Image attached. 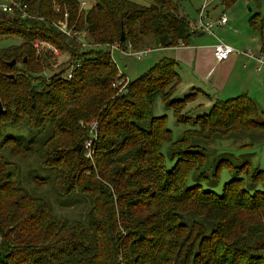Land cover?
<instances>
[{
  "label": "trees",
  "instance_id": "16d2710c",
  "mask_svg": "<svg viewBox=\"0 0 264 264\" xmlns=\"http://www.w3.org/2000/svg\"><path fill=\"white\" fill-rule=\"evenodd\" d=\"M23 1L31 16L0 10V36L19 38L0 47V264H264V188L244 187L248 178L264 185V168L226 156L213 159L212 168L205 146L226 132L264 130L255 99L241 92L215 98L199 113L184 110L196 90L170 97L179 75L167 55L129 79L125 92L111 85L118 71L106 43L141 48L149 36L164 47L190 40L195 20L181 0H94L84 8L79 0ZM65 12L79 34L52 24ZM248 21L264 49V11ZM38 38L66 52V66L46 76L53 55L36 49ZM73 60L80 63L62 77ZM157 95L178 122L194 126L173 138L166 114H152ZM93 119L92 164L74 145L86 139ZM164 141L175 159L169 168ZM31 152L45 173L28 168L29 186L21 162ZM222 166L232 175L218 192L187 183L191 172L202 179L211 169L217 177ZM42 184L59 205L77 203L80 210L58 212L54 199L38 191Z\"/></svg>",
  "mask_w": 264,
  "mask_h": 264
},
{
  "label": "rangeland",
  "instance_id": "374dc122",
  "mask_svg": "<svg viewBox=\"0 0 264 264\" xmlns=\"http://www.w3.org/2000/svg\"><path fill=\"white\" fill-rule=\"evenodd\" d=\"M84 1V4L81 5L82 8L90 6L94 0H79V2ZM139 3L148 5L152 0H136ZM223 0L218 1L217 7L213 8L210 12V17L213 15L224 12L226 18L228 19V23L222 27H213L214 33L222 35L225 38H230V40H234V42L240 43L239 45H234L237 48H244L245 46L252 47L253 49H257L260 47V39L259 34L253 27L249 24L248 16L253 12L262 13L264 11V0H232L229 3L222 2ZM183 7L186 9L187 14L194 18L196 15V10L200 6V0H181ZM205 35V34H204ZM209 36V35H208ZM222 39V38H220ZM223 40V39H222ZM19 38L9 35V36H0V47H5L8 44L18 42ZM154 37L149 36L147 37L146 42L143 44V47H148L150 50L143 53V55L138 58L136 56H126L120 53L117 50H113L114 59L116 61L117 66L121 70H123L127 76L132 79L136 75L144 72L150 64H152L157 59L163 57L168 53H164L165 50L163 49H153L155 46ZM192 41V39L190 40ZM85 45H87V41H84ZM45 48V47H44ZM167 52V51H166ZM53 56L50 57L51 61L49 66H45L43 71L46 73V76H49L52 72L55 71L56 68H63L66 66V63H63L67 60L68 56L66 52L58 51L57 54H52ZM186 71L187 75H192L191 68H186L185 66L182 67V73H180L181 82H178V86L175 90L170 93L171 98L181 97L185 90L184 81L186 79ZM259 90H256V94L252 92L253 97L255 98L258 107L264 113V84L261 87H258ZM252 91V90H251ZM236 94V93H235ZM219 97H229L231 94H218ZM229 95V96H227ZM153 106H152V114L160 115L166 114V121L167 126L171 128L173 138H177L182 135V131L187 126H194V124L190 122H178L176 116L172 113V110L165 105V101L162 100L160 95L155 96L153 99ZM191 99H189L186 104L184 105L183 109H187ZM183 111V110H182ZM202 112V109H199L197 113ZM263 118V117H259ZM8 131L12 133H18L26 131L21 127H9ZM223 136H216L212 138L210 141L205 143L209 151L207 152L208 163L211 164V167L214 168L215 164L213 159L216 161L218 157L226 156L231 161H246L249 163L250 168L259 166L264 168V130L263 129H248V131H238V132H228L223 133ZM202 141H205L202 139ZM9 146L4 147V152ZM162 153L164 156V165L168 168L173 165L174 157L171 156V151L169 149V142L164 141L161 146ZM181 152V151H180ZM182 153H180L181 155ZM91 163H94V158L91 159ZM35 171L45 173L42 169L39 168L37 156L35 153L31 152L26 158H24L21 162V169L22 172V179L25 184L31 186L32 184L27 181L26 172L29 169ZM213 171L209 169L206 171V178L203 177L199 179L194 176L191 172L187 175L186 180L188 184L199 182L204 187L213 188L216 192L220 191L224 181L230 179L231 172L228 170L226 166H222L217 173V177L212 175ZM238 186L239 184H235ZM244 187L252 190L254 188L263 189L264 185L261 181H257L256 183L252 184L249 183V178L246 180ZM40 192H45L52 200L54 199L53 191L50 189L48 185L42 184L39 188ZM37 191V192H38ZM54 206L56 207L58 212L61 213H69V212H76L80 210L79 204L75 203L74 205H59V201L54 199Z\"/></svg>",
  "mask_w": 264,
  "mask_h": 264
},
{
  "label": "crops",
  "instance_id": "0c3cea01",
  "mask_svg": "<svg viewBox=\"0 0 264 264\" xmlns=\"http://www.w3.org/2000/svg\"><path fill=\"white\" fill-rule=\"evenodd\" d=\"M217 4L215 2L212 9L216 8ZM213 27L222 26L214 25ZM218 38L234 45L240 44H236L230 38L215 34L214 30L213 33L198 30L191 35L190 40L192 39V41L189 40L186 43L176 45H165V47L155 44L153 47V49L165 50L164 53H168L167 56L175 59L177 72L182 73V67L184 66L191 68V76L184 71L186 79L183 83L185 84V90L191 87H195L196 90L187 108L191 113L197 112L199 109L206 110L215 98H221L218 95L220 93H232L234 95L235 93L245 92L254 98L252 92L256 94V90H259L258 87L264 84V66L257 69L254 60L246 56L230 54L226 59L216 61L212 50L213 44ZM179 82H181L180 75Z\"/></svg>",
  "mask_w": 264,
  "mask_h": 264
},
{
  "label": "built area",
  "instance_id": "2783aa9c",
  "mask_svg": "<svg viewBox=\"0 0 264 264\" xmlns=\"http://www.w3.org/2000/svg\"><path fill=\"white\" fill-rule=\"evenodd\" d=\"M220 0H200V6L196 10V15L194 17V24L191 27V31L196 33L198 30L207 32V33H213V26L214 25H220L223 26L227 23V18L224 12H220L216 15H213L210 17V10L212 9L215 2H218ZM84 4V1H81L79 6ZM0 10L7 12L8 14H12L14 11H18L20 16H31V11L28 9L27 3L23 0H0ZM67 13H64L63 19L55 20L52 24L56 25V27L62 31L67 36L73 35V34H79L80 31L74 30L72 25H68L66 22ZM33 44L38 50L39 48H47L49 49L52 54H57L59 49L51 44L48 41H45L43 39H35L33 40ZM110 52V55L112 59L115 62L116 68H117V77L114 78L111 81V85L116 88L117 93L125 92L128 89L127 83L130 79L127 74L117 66L116 61L114 59L113 50H117L120 53L126 55V56H136L140 58L143 53L150 50L148 47H141V48H132L131 44L127 42L125 45H122L119 40L114 42L106 43ZM82 45H85V42L82 43ZM213 56L216 61H220L223 59H226L230 56V54H238L243 57H248L252 60H254L256 64V68L260 69L262 66H264V49H253L252 47L245 46L244 48H237L234 47L231 43H227L226 41L218 38L214 44H213ZM80 63L79 60H73L70 62V65L65 67L63 71L60 72V75L64 78H70L72 74V68L74 66H77ZM56 70H59V68H56ZM54 71V72H55ZM88 126L87 129V137L81 144L83 147V150L85 151V155L89 157L90 159L93 158V147L92 143L93 140L96 138V128H97V120L93 119L88 121L86 124Z\"/></svg>",
  "mask_w": 264,
  "mask_h": 264
},
{
  "label": "water",
  "instance_id": "95a60500",
  "mask_svg": "<svg viewBox=\"0 0 264 264\" xmlns=\"http://www.w3.org/2000/svg\"><path fill=\"white\" fill-rule=\"evenodd\" d=\"M119 38H120V39H125V38H124V35H123L122 33H121V35H120ZM15 62H16L15 58H12V59H10V60L7 61V63H8L9 65H13ZM7 74H9L10 76L13 75L11 72H8ZM2 109H3V106H2V102H1V100H0V111H1ZM80 147H81V143H80V142H77V143L74 145V149H75L76 151H78V150L80 149Z\"/></svg>",
  "mask_w": 264,
  "mask_h": 264
}]
</instances>
